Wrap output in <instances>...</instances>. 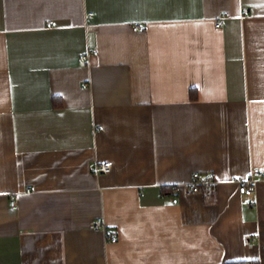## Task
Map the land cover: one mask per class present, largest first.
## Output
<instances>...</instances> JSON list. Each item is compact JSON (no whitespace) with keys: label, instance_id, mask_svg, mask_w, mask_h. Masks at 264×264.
Returning a JSON list of instances; mask_svg holds the SVG:
<instances>
[{"label":"crops","instance_id":"0c3cea01","mask_svg":"<svg viewBox=\"0 0 264 264\" xmlns=\"http://www.w3.org/2000/svg\"><path fill=\"white\" fill-rule=\"evenodd\" d=\"M254 168L264 0H0V264H264Z\"/></svg>","mask_w":264,"mask_h":264},{"label":"built area","instance_id":"2783aa9c","mask_svg":"<svg viewBox=\"0 0 264 264\" xmlns=\"http://www.w3.org/2000/svg\"><path fill=\"white\" fill-rule=\"evenodd\" d=\"M244 16H247V14L250 12L248 8L243 9ZM227 17V13H223L222 16L217 21L216 25L218 27H224L223 19ZM94 14L90 12L88 14V19H93ZM133 29L136 32H145L146 29L143 26H134ZM93 53H97V50H94ZM81 59H86V56H81ZM112 162H95L92 163L89 166V171L92 174H98V175H108L110 174L112 170ZM264 178V172L259 168H254L252 172L243 180L239 181V193L246 196H252L257 190V181ZM216 183L215 174L211 173L209 177L206 180H202L199 174H196L194 179L190 183L182 184V185H176L173 188L172 191V200L174 204H179L182 200V197L186 196H193L196 194H200L204 192V188L211 190L213 186ZM28 193H32L31 189L26 190ZM18 200L16 196H13L10 200V205L14 208H17ZM255 204V203H254ZM252 203V206L254 205ZM97 228H103V220L99 219L95 226ZM116 234L115 233H108L107 239L109 241L115 240Z\"/></svg>","mask_w":264,"mask_h":264},{"label":"trees","instance_id":"16d2710c","mask_svg":"<svg viewBox=\"0 0 264 264\" xmlns=\"http://www.w3.org/2000/svg\"><path fill=\"white\" fill-rule=\"evenodd\" d=\"M166 192V191H165ZM228 264H260L259 261H242V262H233Z\"/></svg>","mask_w":264,"mask_h":264}]
</instances>
